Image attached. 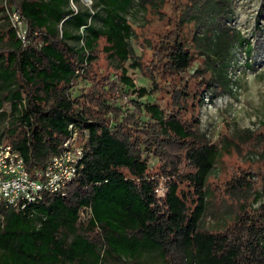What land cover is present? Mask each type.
Here are the masks:
<instances>
[{"label": "trees", "instance_id": "1", "mask_svg": "<svg viewBox=\"0 0 264 264\" xmlns=\"http://www.w3.org/2000/svg\"><path fill=\"white\" fill-rule=\"evenodd\" d=\"M75 1L7 0L2 6L0 111L9 124L0 141L23 155L32 176L74 132L83 156L60 190L44 192L26 208L0 206V264H264V201L259 209L243 207L223 230L202 227L220 152L196 116L185 120L141 100L155 90L137 86L125 66L132 58L134 30L125 14L132 0H93V10L75 9ZM7 6L23 14L27 41ZM215 35L209 51L227 53L232 43L220 51L228 33ZM102 52L117 61V79L96 71ZM155 55L152 66L161 74L182 77L192 69V51L172 33ZM81 79L91 85L74 96ZM181 88L187 95L188 84ZM173 147L180 153L170 159ZM151 154L159 159L157 171ZM164 177L169 183L160 197ZM249 187L246 179L231 182V191ZM261 196L264 188L256 200Z\"/></svg>", "mask_w": 264, "mask_h": 264}, {"label": "rangeland", "instance_id": "2", "mask_svg": "<svg viewBox=\"0 0 264 264\" xmlns=\"http://www.w3.org/2000/svg\"><path fill=\"white\" fill-rule=\"evenodd\" d=\"M6 1L0 0V23L5 21L2 6ZM93 5V0L73 3L75 9L93 10ZM125 14L134 30L132 58L125 64L128 75L137 86L155 90L141 100L158 103L165 113L185 120L196 116L200 131L219 149L220 157L208 180L209 203L202 227L223 230L243 207L259 209L264 201L263 196L256 200L264 188V0H132ZM218 32L228 33L221 39V53L226 43H232L221 55L209 51L213 46L209 41ZM167 33L192 51V69L182 77L161 74L152 66ZM104 43L100 42L101 49ZM95 69L110 79H117L120 72L117 61H109L103 52ZM182 83L188 84L184 96ZM90 85L79 80L73 95ZM8 124L0 111V133ZM177 152L178 147L170 148V159ZM149 158L152 170L157 171L159 159L154 154ZM180 167L186 169L187 163L183 160ZM235 178L250 181L251 187L231 191ZM168 183V178L161 179V197L166 195Z\"/></svg>", "mask_w": 264, "mask_h": 264}, {"label": "built area", "instance_id": "3", "mask_svg": "<svg viewBox=\"0 0 264 264\" xmlns=\"http://www.w3.org/2000/svg\"><path fill=\"white\" fill-rule=\"evenodd\" d=\"M7 13L19 37L27 41L29 29L23 14L8 6ZM77 139L78 133L74 132L65 141V149L35 176L29 172L23 155L11 143L0 141V206L26 208L41 198L44 192L60 190L76 175L77 164L83 156V147ZM160 188L157 192L161 197Z\"/></svg>", "mask_w": 264, "mask_h": 264}]
</instances>
